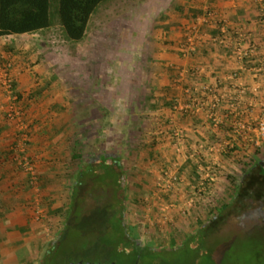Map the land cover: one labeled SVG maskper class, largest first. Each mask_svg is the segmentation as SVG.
<instances>
[{
  "label": "rangeland",
  "instance_id": "374dc122",
  "mask_svg": "<svg viewBox=\"0 0 264 264\" xmlns=\"http://www.w3.org/2000/svg\"><path fill=\"white\" fill-rule=\"evenodd\" d=\"M145 2L103 0L79 41L67 37L54 3L49 28L0 37V72L11 73L13 83L14 61L40 67L38 71L34 67L32 74L34 92L26 97L22 94L19 109L26 129L19 131L7 119L1 107L6 108L11 100L0 83V116L6 122V132L0 133V185L7 182L11 186L0 191V219H27L42 244L35 262L31 257L22 261L20 254L21 264H264V223L263 230H254L255 220L248 216L264 202V176L257 166L264 164L260 132L264 63L253 71L259 79L255 91H262L254 95L259 104L242 103L249 88L245 94L240 90L236 100L230 99L236 103L227 121L216 109L210 110L214 128L226 129L232 136L218 144L213 156L191 158L188 143L176 144L178 130L174 127H180L174 123L186 115L193 121L195 114L184 112L182 116L179 98L167 114L159 107L149 109V88L154 85L144 73L149 70L145 62L149 56L145 57L142 46L144 34L154 38L162 18L177 10L173 3L169 10L148 17L141 15ZM242 40L244 52L253 43L245 36ZM251 53L238 56L252 59L256 54ZM13 90L19 94L15 86ZM25 101L38 109L36 122ZM45 118L48 123L43 122ZM26 133L28 139L23 140ZM107 135L111 142L93 149V139L97 136L104 141ZM104 153L117 159L112 179L101 164ZM80 167L105 175V181H94L87 173L75 198V174ZM250 167L253 172L244 176ZM170 171L179 180L170 188L159 185L164 184V172ZM115 180L122 191L116 192ZM16 183H23L24 189L16 190ZM200 225L210 230L204 237L207 244L189 253L183 242L192 234L201 237L197 233ZM132 227L143 246L166 249L161 259L146 255V249H138L141 257L136 258L135 249L130 250L133 245L120 246V234L133 236ZM107 243L112 245L110 252Z\"/></svg>",
  "mask_w": 264,
  "mask_h": 264
},
{
  "label": "crops",
  "instance_id": "0c3cea01",
  "mask_svg": "<svg viewBox=\"0 0 264 264\" xmlns=\"http://www.w3.org/2000/svg\"><path fill=\"white\" fill-rule=\"evenodd\" d=\"M173 3L176 14L171 12L167 18H162L154 38L145 34L143 36L142 46L146 48L144 55L149 56V61L147 58L145 60L149 70L144 73L154 85L149 88V109L159 107L162 113L167 114L179 98L180 114L184 116V112H191L195 114V119L189 121L186 115L182 121L174 123L180 129L172 127L184 138L183 142L176 139V144L188 143L192 148L189 147L191 158L213 156L218 144L224 143V138L232 135L226 129L220 131L214 128L215 123L208 115L210 110H214L212 104L216 103L217 113L220 112L221 118L226 121L231 117L235 102L230 99L236 100L240 90L245 91V94L246 89H251L242 103H248L249 106L259 104L254 95L262 91H255L259 79L253 71L264 63V0H147L140 8L141 15L149 14L148 17H152L159 10H169L168 7ZM209 15L214 17L210 18ZM244 36L256 45V55L253 54L252 59L238 56L241 47H245L242 40ZM189 41L195 43L194 51L186 50ZM129 62L135 64L136 61ZM28 65L25 61H14L15 88L24 97L34 92L32 74L34 67L37 71L40 68L39 65ZM153 95H159V99H153ZM27 103L25 101L27 110L33 115L32 121L36 122L35 118L39 115L36 113L37 108ZM237 104L240 106L239 102ZM166 117L162 115V118ZM43 120L48 123V118ZM5 123L0 116L1 134L6 132L3 131ZM224 125H228V122ZM17 183L16 190H23V183ZM10 187L6 182L0 185V191ZM10 222L0 219V264H21L29 257L34 260L42 249L41 236L35 231L36 227L32 224L30 227L27 219H10ZM54 231L57 232L58 228ZM20 254L21 263L17 259Z\"/></svg>",
  "mask_w": 264,
  "mask_h": 264
},
{
  "label": "trees",
  "instance_id": "16d2710c",
  "mask_svg": "<svg viewBox=\"0 0 264 264\" xmlns=\"http://www.w3.org/2000/svg\"><path fill=\"white\" fill-rule=\"evenodd\" d=\"M102 1L103 0H0V37L34 33L41 29L49 28L52 25V4L54 3L58 20L64 28L67 37L70 40L79 41L85 36L89 19L95 12L97 6ZM13 86H15V82L13 83ZM23 99L24 97H22V94H17V104L19 108H21L20 103ZM23 109L24 108H22V110ZM111 120L112 118H109V121ZM106 125L109 126V124ZM105 139L106 140L103 141L99 137L94 138L93 149L97 151L98 149H101L103 147L104 143L108 144L109 142H111L109 135H107ZM14 143L15 141L13 142V144ZM72 151H74L72 153L73 157H76L77 151L75 149H73ZM101 160V164L103 169H105L106 176H109L112 179V177H114L115 175L114 164L117 162L115 155H109L108 157L104 153ZM257 166L261 171L260 175L264 176V164L259 163L257 164ZM92 171L93 170L91 168L80 167L76 172L75 186L73 188V190L75 191V198L77 195L78 187L82 184H85V181H87L85 175L87 173H91ZM252 172L253 167H250L249 169L245 170L244 176H248ZM88 176L91 177L92 180H97L100 183H103L105 181V175L101 176L100 174L91 173L90 175L88 174ZM115 182L116 186L118 187L116 189V192H118L119 190L122 191L123 188H121L119 181L115 180ZM73 209L76 210L75 207ZM55 211H60V208H57ZM132 229L134 231L133 236L131 234L127 237H123V235L121 236L120 234V246L122 248H125L126 246L133 245V248L131 247L132 249L130 250H133L134 252L135 249L134 254L136 258L139 256L141 257V253L139 251L140 249H146V255L157 256L161 259V255L166 249L158 250L156 248H152L151 246H143L142 243L136 239L137 234L135 232V227H132ZM257 229L263 230L262 227L256 228L255 230ZM123 231L125 230L123 229ZM197 233L202 234L201 237H199L197 234H192L183 242V244L185 245L183 249H187L189 253H191L192 251L194 252L196 248H201L203 247V245L205 246L207 244L206 238L204 237L206 233H210V230L205 225H200ZM105 245L108 248L109 252L112 251V245L110 246L108 245V243ZM178 248L182 247L178 246ZM160 259H158V262L161 261Z\"/></svg>",
  "mask_w": 264,
  "mask_h": 264
},
{
  "label": "built area",
  "instance_id": "2783aa9c",
  "mask_svg": "<svg viewBox=\"0 0 264 264\" xmlns=\"http://www.w3.org/2000/svg\"><path fill=\"white\" fill-rule=\"evenodd\" d=\"M262 18L264 21V13L262 14ZM214 16H212L211 18H213ZM196 48V45L194 42H190L188 46L186 47V50L189 52L194 51ZM248 50L240 51V55L242 56H246L249 52H253L256 50V45H249ZM0 83L3 86L4 92L5 94H8V98L9 100H11V103L6 107L3 108V110L5 111V115L7 117V119L9 121H11L12 123H14L17 127L19 126V131H21V129H26L27 126H25V121H24V116L21 113V110L19 109V107L17 106V95L14 94V90H13V79H12V74L9 73L7 70H2L0 72ZM12 95H14V97H12ZM216 107V103L212 104V109H215ZM211 116L213 117V114H211ZM214 120V119H213ZM260 132L261 134L264 135V122H260ZM27 133L24 134V137L22 138L23 140H27L28 138ZM177 141L180 142L183 140L181 133L178 132L177 133ZM165 174V178H163V185L161 183H158L161 186H165V188H170L173 184H175L178 180L179 177L176 174V172L170 171V172H164ZM167 179V180H166ZM167 182V183H166Z\"/></svg>",
  "mask_w": 264,
  "mask_h": 264
},
{
  "label": "flooded vegetation",
  "instance_id": "af4514ba",
  "mask_svg": "<svg viewBox=\"0 0 264 264\" xmlns=\"http://www.w3.org/2000/svg\"><path fill=\"white\" fill-rule=\"evenodd\" d=\"M248 216L250 218H254V227L253 229L255 230L256 228L263 227L262 223H264V202L260 201L259 205L255 209H251L248 212ZM260 224H259V223Z\"/></svg>",
  "mask_w": 264,
  "mask_h": 264
},
{
  "label": "water",
  "instance_id": "95a60500",
  "mask_svg": "<svg viewBox=\"0 0 264 264\" xmlns=\"http://www.w3.org/2000/svg\"><path fill=\"white\" fill-rule=\"evenodd\" d=\"M70 264H104V263H91V262H82V261H79V262H73V263H70ZM109 264H116L115 262H111Z\"/></svg>",
  "mask_w": 264,
  "mask_h": 264
}]
</instances>
